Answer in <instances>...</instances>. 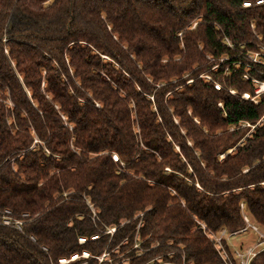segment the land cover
<instances>
[{
  "label": "trees",
  "instance_id": "16d2710c",
  "mask_svg": "<svg viewBox=\"0 0 264 264\" xmlns=\"http://www.w3.org/2000/svg\"><path fill=\"white\" fill-rule=\"evenodd\" d=\"M48 1L0 0V264H224L201 225L264 228V0Z\"/></svg>",
  "mask_w": 264,
  "mask_h": 264
},
{
  "label": "rangeland",
  "instance_id": "374dc122",
  "mask_svg": "<svg viewBox=\"0 0 264 264\" xmlns=\"http://www.w3.org/2000/svg\"><path fill=\"white\" fill-rule=\"evenodd\" d=\"M51 1L52 0H49L48 1V4L49 3H51ZM263 1V0H262ZM256 3V2H255ZM263 3V2H262ZM261 3V4H262ZM252 4H250V6H251ZM260 5V4H259ZM250 26L253 28V25L252 24H250ZM255 37L257 38V36L255 35ZM226 43L228 44V46H231L230 44H229V42L226 40ZM258 47H260L261 49H262V46H259L258 45ZM246 55V57L247 58H249L252 62H258L257 60V57H258V53H253V55L252 54H245ZM220 60H223V59H220ZM220 60L219 61H215V65H213L210 69H211V71H214V70H216V67H217V65H216V63H218V62H220ZM210 61H211V59H210ZM247 64H245V66H246ZM247 67H249L248 65H247ZM203 78H205V79H210V77H208L207 75H204L203 76ZM243 78H245V79H247L248 78V76H243ZM189 82H191V81H188V83ZM254 83H255V92H256V94H260V93H262V92H264V82H257V81H254ZM245 98H247L248 97V95L247 94H244L243 95ZM243 126H245V125H241V127H243ZM246 126H249V125H246ZM251 128H252V126H251ZM250 128V129H251ZM242 141V140H241ZM241 141H239V143L241 142ZM238 145V144H237ZM232 150L233 149H228L227 151H226V153H230V152H232ZM114 157H116L115 155L113 156V160L114 161H116L115 159H114ZM117 159V158H116ZM244 210V214H246L247 215V213H246V211H245V209H243ZM248 216V215H247ZM248 218L251 220V222H253V220L250 218V216H248ZM8 220H10L9 218H8ZM254 224H256L257 226H258V228H259V232H260V234H262V236H264V228L263 227H261V226H259L257 223H255V222H253ZM199 225H201V223L199 224ZM244 226H245V223H244ZM243 226V227H244ZM242 227V228H243ZM241 228V229H242ZM241 229L240 230H238V231H236V232H233L234 234L233 235H231L232 233H229V232H227L226 230H223V229H221L220 231H217V232H209V233H211L212 234V238H213V242L214 243H216V246L217 247H219V245H221L222 246V248L226 251V253L228 254V256H229V260H227L226 259V264H238V262L236 261H234L233 260V258H232V255H233V257H234V252H235V250H237V249H245L246 250V248H251V247H253L254 245H256L258 242H261V246H260V248L261 247H264V239L258 234V233H255V232H253V231H250V230H248L247 232H244V233H240V231H241ZM113 231H114V229H111V230H109V232H111V233H113ZM223 242L224 243H226V245H227V248L223 245ZM152 248V247H151ZM151 248H149V249H151ZM222 248H218V249H222ZM133 249H136V251H137V254L134 256V257H137V256H139V255H141V254H143V253H145L147 250H149V249H145V248H143V247H141L140 246V242H139V240H138V235L135 233V235H134V241H133V244L130 246V249H126V251L124 252V253H119V249H118V247H116L114 250H112L113 251V253H114V256L113 257H111L110 259H109V261L111 262V264H120V263H127V261H129L131 258L130 257H128V255L127 254H130V251H132ZM264 249V248H263ZM221 251V250H220ZM261 252V251H260ZM83 256L84 257H86L87 256V254L86 253H84L83 254ZM79 258V256H76L75 258H73V260H75V259H78ZM105 258H108V255L107 254H103L102 256H100L99 257V261H101V260H103V259H105ZM156 261H158L159 263L158 264H167V263H165V262H163V261H161V260H159V258L158 257H156V258H154ZM155 260H152V261H155ZM152 261H150V262H152ZM222 261V260H221ZM67 261H65V260H61L60 261V263L61 264H65ZM223 262V261H222ZM224 263V262H223ZM146 264H149V262H147ZM225 264V263H224Z\"/></svg>",
  "mask_w": 264,
  "mask_h": 264
},
{
  "label": "built area",
  "instance_id": "2783aa9c",
  "mask_svg": "<svg viewBox=\"0 0 264 264\" xmlns=\"http://www.w3.org/2000/svg\"><path fill=\"white\" fill-rule=\"evenodd\" d=\"M262 2H263L262 0H257L255 4L259 5ZM250 4H251L250 2H244L242 4V7L247 8L250 6ZM114 159L116 160V157H114ZM241 207L243 210L244 208L242 205H241ZM5 214H9V212L5 211ZM243 220H244L245 226L241 229L240 233H244V232H247L248 230H250V231H253L255 233H258L264 239V236H262V234H260V232L258 231L259 230L258 226L256 224H254L253 222H251V220L248 218V216L246 214H244V210H243ZM9 222L10 221L8 219L3 220L4 224H9ZM201 228L204 230V233L207 236V238L213 243L214 248L217 251V253L219 254L220 259L226 264V259L229 260V256L226 253V251L222 248L221 245H219V247L216 246V243L213 242L212 234L209 232H206L205 227L203 225H201ZM233 234L234 233H232L231 235H233ZM260 246H261V242H258L253 247L246 248V250L245 249H237L234 252V257L232 255V258L235 262L237 261L238 264H249L250 261L253 259V257H255L260 251L263 250L264 247L260 248ZM218 248H222V249H218Z\"/></svg>",
  "mask_w": 264,
  "mask_h": 264
}]
</instances>
